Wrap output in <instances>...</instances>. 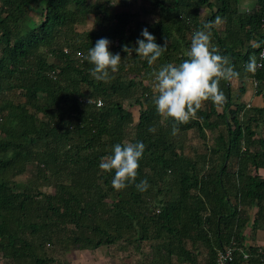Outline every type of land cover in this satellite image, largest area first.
<instances>
[{"label":"trees","instance_id":"trees-1","mask_svg":"<svg viewBox=\"0 0 264 264\" xmlns=\"http://www.w3.org/2000/svg\"><path fill=\"white\" fill-rule=\"evenodd\" d=\"M239 4L0 0L4 264H71L62 256L101 247L124 252L135 264H215L232 240V264H264L262 247H248V260L241 254L248 225L264 229V110L232 96V82L246 78L264 93V68L255 75L244 68L264 44V0L247 12ZM217 16L225 22L212 29V43L240 76L220 82L223 106L205 102L198 118L173 135V119L155 108L151 74L182 63L193 33ZM145 28L157 44L167 43L152 65L123 51L137 46ZM100 38L122 59L107 82L96 80L81 56ZM126 102L138 108L137 119ZM137 141L146 148L136 181L117 191L114 170L105 172L99 163L113 145ZM31 166L34 176L26 177ZM144 179L149 187L138 191Z\"/></svg>","mask_w":264,"mask_h":264},{"label":"clouds","instance_id":"clouds-1","mask_svg":"<svg viewBox=\"0 0 264 264\" xmlns=\"http://www.w3.org/2000/svg\"><path fill=\"white\" fill-rule=\"evenodd\" d=\"M225 21L217 16L213 21L205 22L202 29L193 33L187 58L180 64L168 63L162 65L153 76V102L158 113L173 119L172 134L179 132L178 125L187 124L197 119V112L204 103L211 101L215 106H223L227 102L225 93L220 88V82L238 79L240 73L235 70L234 64L226 55H221L219 49L212 43V29L220 26ZM143 39H137L135 48L123 47V51L147 60L152 65L167 50V43L159 45L156 38L147 28L141 32ZM262 42H253V48H260ZM110 41L100 38L95 46L91 47L87 55L81 54L83 60L93 67L91 75L98 81L107 82L110 73L119 70L121 56L109 51ZM259 59L264 61V52ZM246 72L255 75L258 69L264 68V63H259L256 55H251L244 65ZM155 132L154 127L148 129ZM146 145L137 141L135 143H117L113 145L112 154L102 157L99 168L105 172L114 170L112 187L124 190L135 183L139 161L142 159ZM138 191H146L149 187L146 179L135 185Z\"/></svg>","mask_w":264,"mask_h":264},{"label":"crops","instance_id":"crops-1","mask_svg":"<svg viewBox=\"0 0 264 264\" xmlns=\"http://www.w3.org/2000/svg\"><path fill=\"white\" fill-rule=\"evenodd\" d=\"M240 11L247 12L248 10L255 7V0H240ZM242 87L244 89L243 93H239V89ZM232 96L233 100L244 106L250 105V108H258L264 110V93H256V85L252 79L246 78L243 80H234L232 82ZM260 173L264 175V170H261ZM254 213V210H253ZM245 242L244 249L241 251V254L244 257V260L250 258V254L247 251L248 247L259 249L264 246V229H256L252 231L248 227L244 230ZM112 264H135L132 257L127 256L126 254H121L120 252L113 251ZM243 264H246L245 262Z\"/></svg>","mask_w":264,"mask_h":264},{"label":"rangeland","instance_id":"rangeland-1","mask_svg":"<svg viewBox=\"0 0 264 264\" xmlns=\"http://www.w3.org/2000/svg\"><path fill=\"white\" fill-rule=\"evenodd\" d=\"M118 2H123L124 0H117ZM136 10V7L134 8ZM18 98V96H17ZM126 107L129 108L133 114L134 119H137V110L136 106L130 107L129 103H125ZM193 135L191 132L189 136L191 141H193ZM195 142V141H193ZM34 167L31 166L28 168L26 177H33L34 176ZM20 183H23L24 178H20ZM49 192H53L52 189H49ZM119 252V251H116ZM122 255L125 254L124 252H120ZM112 256L113 251H109L106 247H101L96 250H77L66 255L62 256L67 262L71 264H112ZM0 264H4L2 260H0Z\"/></svg>","mask_w":264,"mask_h":264},{"label":"built area","instance_id":"built-area-1","mask_svg":"<svg viewBox=\"0 0 264 264\" xmlns=\"http://www.w3.org/2000/svg\"><path fill=\"white\" fill-rule=\"evenodd\" d=\"M261 52H264V44L261 47L260 53ZM260 53H259V56H260ZM259 56H258V59H259ZM258 62L261 63L262 61L259 59ZM87 102H91L95 104L97 107L101 106L100 100H87ZM246 107L249 108L250 105H247ZM235 250H236V244H235V241L232 240L223 249L218 251L215 264H232V262L234 261ZM262 250H264V246L262 247Z\"/></svg>","mask_w":264,"mask_h":264}]
</instances>
